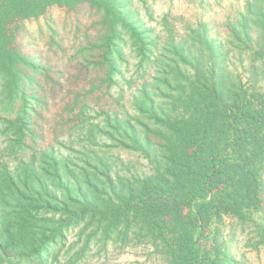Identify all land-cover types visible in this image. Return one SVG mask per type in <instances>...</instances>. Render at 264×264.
I'll return each instance as SVG.
<instances>
[{
	"label": "trees",
	"instance_id": "16d2710c",
	"mask_svg": "<svg viewBox=\"0 0 264 264\" xmlns=\"http://www.w3.org/2000/svg\"><path fill=\"white\" fill-rule=\"evenodd\" d=\"M117 1L0 0V109L11 113L21 104L8 128L17 131V149L24 150L27 136L34 134L33 117L44 106L37 90L54 85L21 46L25 20L52 6L74 10L87 5L99 13L101 65L110 80L122 57L120 44H130L139 68L165 57L163 48L153 53L155 42ZM172 49L171 60L158 66L160 76L142 81L133 96L132 106L148 120L142 129L128 112L107 111L101 121L81 129L85 143L73 153L50 146L38 151L36 160L19 161L12 170L3 167L4 253L24 251L31 261L44 264L50 244L63 237L70 221L88 218L106 225V233L133 227L138 236L146 230L145 235L165 244L169 264H227L202 245V229L223 215L244 220L262 212L264 91L233 90L220 79L205 78L206 71L184 61L189 49ZM40 75L42 85L36 80ZM111 146L144 155L151 171L135 174L123 160L116 167ZM259 226L264 244V226Z\"/></svg>",
	"mask_w": 264,
	"mask_h": 264
},
{
	"label": "rangeland",
	"instance_id": "374dc122",
	"mask_svg": "<svg viewBox=\"0 0 264 264\" xmlns=\"http://www.w3.org/2000/svg\"><path fill=\"white\" fill-rule=\"evenodd\" d=\"M117 4L155 42L153 53L163 48L165 57L139 68V57L130 44H120L122 57L110 80L101 65L99 13L87 5L74 10L52 6L44 15L25 20L21 46L43 66L54 85L37 90L44 106L33 117L34 134L27 136L22 151L15 145L17 131L8 129L21 104L17 102L11 113L0 109V173L3 167L12 170L19 161L36 160L38 151L50 146L56 152L73 153L85 143L81 129L101 121L107 111L116 110L122 116L128 112L131 122L142 129L148 120L137 114L133 96L142 81L150 83L160 76L158 66L171 60L174 45L189 49L184 61L206 71L205 78L220 79L233 90L264 91V0H118ZM36 80L42 85L44 78L40 75ZM85 100V113L79 117L78 108ZM109 153L116 167L123 160L124 167L128 163L135 174L152 169L139 152L111 146ZM262 172L264 181V167ZM261 196L262 212L244 220L223 215L202 229V245L212 247L218 260L264 264L259 226H264V186ZM106 230L98 221L73 218L63 237L50 244L44 264H169L165 244L145 235L146 230L138 236L133 227L126 233ZM22 252L4 253L0 242V264H40Z\"/></svg>",
	"mask_w": 264,
	"mask_h": 264
}]
</instances>
